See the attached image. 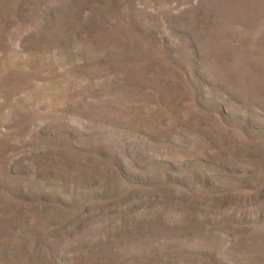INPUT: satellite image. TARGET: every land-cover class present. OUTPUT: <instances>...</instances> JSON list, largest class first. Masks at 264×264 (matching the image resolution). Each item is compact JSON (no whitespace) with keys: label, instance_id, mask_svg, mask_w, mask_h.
I'll list each match as a JSON object with an SVG mask.
<instances>
[{"label":"rangeland","instance_id":"1","mask_svg":"<svg viewBox=\"0 0 264 264\" xmlns=\"http://www.w3.org/2000/svg\"><path fill=\"white\" fill-rule=\"evenodd\" d=\"M0 264H264V0H0Z\"/></svg>","mask_w":264,"mask_h":264}]
</instances>
